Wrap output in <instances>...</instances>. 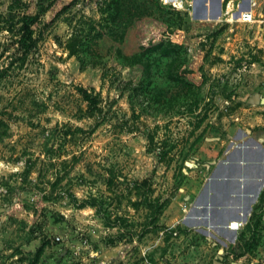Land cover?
<instances>
[{
    "label": "rangeland",
    "instance_id": "374dc122",
    "mask_svg": "<svg viewBox=\"0 0 264 264\" xmlns=\"http://www.w3.org/2000/svg\"><path fill=\"white\" fill-rule=\"evenodd\" d=\"M116 1L0 0V264H264V185L234 234L205 195L264 147V0Z\"/></svg>",
    "mask_w": 264,
    "mask_h": 264
},
{
    "label": "crops",
    "instance_id": "0c3cea01",
    "mask_svg": "<svg viewBox=\"0 0 264 264\" xmlns=\"http://www.w3.org/2000/svg\"><path fill=\"white\" fill-rule=\"evenodd\" d=\"M243 137L246 138L247 134L241 133L238 136L239 139ZM256 144L259 146L261 145V148H255L252 157H250L245 153L249 147L237 149L232 143L225 152L230 162L226 161L223 164L211 168L217 180H214L212 185L205 189V195L218 207L223 206L219 208L215 214L214 219L216 224L226 226L229 225L231 221L239 218V214H235V217H226V209L224 207L230 204L237 205L234 204V200L239 197L240 191H244L243 194H245V196L244 199L238 200V203H240L238 207L240 206L241 208L237 209V213L252 210L253 205L258 200V195L260 193L258 188L262 184L264 185V147H262V144L259 142ZM241 161L244 162L242 163ZM242 178H244V180H241ZM202 204H205V202ZM230 233L234 234V232Z\"/></svg>",
    "mask_w": 264,
    "mask_h": 264
},
{
    "label": "trees",
    "instance_id": "16d2710c",
    "mask_svg": "<svg viewBox=\"0 0 264 264\" xmlns=\"http://www.w3.org/2000/svg\"><path fill=\"white\" fill-rule=\"evenodd\" d=\"M159 2H161V1L160 0H156V7H161ZM114 4L117 6V9L119 10V12L123 11L125 6H126V4H125V2L123 0H117L116 2H114ZM71 5H73V3H70L65 8H68ZM121 14H122L121 17H120L121 19L119 20L121 25L128 26V24L130 23V16L128 15V12L123 11V13H121ZM171 14L175 15L177 13L174 12V13H171ZM39 20H40V14L39 13H37L35 15L26 16L25 20L22 23L23 24V26H22V37H21V40L19 41V43L22 46L29 47L28 45L31 42L34 41L35 27L38 24ZM125 30H128L127 27H124V31ZM127 33H129V31ZM126 36H125V33H123V38H125ZM152 44L153 45H151V46L153 47L154 51H156L157 49H161V52H162L163 55L169 53L168 52V48L171 47L170 42L166 43L164 40L161 39L160 42L157 45H155V43H152ZM81 94L84 96L85 100L90 105H92V104L95 105L96 104L95 98L88 91L83 90Z\"/></svg>",
    "mask_w": 264,
    "mask_h": 264
},
{
    "label": "built area",
    "instance_id": "2783aa9c",
    "mask_svg": "<svg viewBox=\"0 0 264 264\" xmlns=\"http://www.w3.org/2000/svg\"><path fill=\"white\" fill-rule=\"evenodd\" d=\"M230 7H231V5H230ZM230 7H229V9H230ZM240 208L241 207L239 206V209ZM238 217H239L238 219H235V220L231 221L229 225L224 226L225 227L224 229L225 230H229V232H234V233L240 232L242 230V228L244 227V224H245L243 222V220H244V212L243 211L239 212V216ZM245 218L247 219L248 216L247 217L245 216Z\"/></svg>",
    "mask_w": 264,
    "mask_h": 264
},
{
    "label": "water",
    "instance_id": "95a60500",
    "mask_svg": "<svg viewBox=\"0 0 264 264\" xmlns=\"http://www.w3.org/2000/svg\"><path fill=\"white\" fill-rule=\"evenodd\" d=\"M242 163L244 162V161H241ZM247 163V162H246ZM213 180L212 181H214V180H217V178H212ZM241 180H244V178H242ZM212 205V208H213V210H216V208L218 207V206H215V204L213 203V202H210L207 206H211ZM235 205H226L224 208L225 209H228V208H230V207H234ZM223 207V206H222ZM222 207H219V208H222ZM236 207V206H235ZM238 207V206H237Z\"/></svg>",
    "mask_w": 264,
    "mask_h": 264
}]
</instances>
